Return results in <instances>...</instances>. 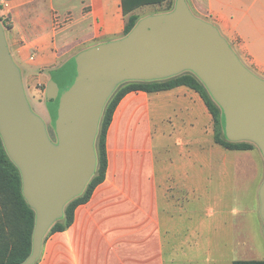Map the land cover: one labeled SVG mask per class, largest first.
I'll list each match as a JSON object with an SVG mask.
<instances>
[{"label": "crops", "instance_id": "crops-1", "mask_svg": "<svg viewBox=\"0 0 264 264\" xmlns=\"http://www.w3.org/2000/svg\"><path fill=\"white\" fill-rule=\"evenodd\" d=\"M123 1L0 2V20L10 24L7 47L34 112H49L47 86L77 55L125 36ZM185 2L194 16L217 29L244 67L264 80V0ZM135 9L130 13L137 14ZM210 121L202 98L187 86L126 93L107 129L103 181L74 209L66 229L46 232L36 264L264 260L263 242L255 255L250 240L236 243L235 235L240 177L246 188L251 183V161L241 156L251 150L210 147ZM210 148L238 157L210 159ZM205 200L214 206H197ZM252 211L264 237L260 212Z\"/></svg>", "mask_w": 264, "mask_h": 264}, {"label": "water", "instance_id": "water-1", "mask_svg": "<svg viewBox=\"0 0 264 264\" xmlns=\"http://www.w3.org/2000/svg\"><path fill=\"white\" fill-rule=\"evenodd\" d=\"M185 70L220 106L225 137L252 141L264 157V80L243 66L217 29L194 16L185 0H176L170 12L142 18L123 38L77 55L59 80L49 82L46 101L58 144L30 109L0 23V136L35 211L32 251L22 264L37 260L44 235L94 174L99 121L117 84ZM259 199L264 222V181Z\"/></svg>", "mask_w": 264, "mask_h": 264}, {"label": "trees", "instance_id": "trees-1", "mask_svg": "<svg viewBox=\"0 0 264 264\" xmlns=\"http://www.w3.org/2000/svg\"><path fill=\"white\" fill-rule=\"evenodd\" d=\"M161 0H124L126 16L124 34H128L138 22L139 16L130 13L137 5ZM10 27V24H6ZM187 86L202 98L213 120V140L230 150H248L252 144L246 141H230L223 136L221 108L213 99L204 83L193 72H182L175 76L156 80H133L120 83L107 100L99 121L96 135L97 165L94 174L81 194L64 206L62 216L49 228V233L63 231L73 221L74 209L88 201L94 188L103 181L107 167L106 133L113 112L121 98L130 91L155 92L177 86ZM23 182L18 166L10 159L0 136V264H22L32 251L35 226V211L23 195ZM36 264V261L33 263ZM232 264H264V260L236 259Z\"/></svg>", "mask_w": 264, "mask_h": 264}, {"label": "rangeland", "instance_id": "rangeland-1", "mask_svg": "<svg viewBox=\"0 0 264 264\" xmlns=\"http://www.w3.org/2000/svg\"><path fill=\"white\" fill-rule=\"evenodd\" d=\"M175 3H176V0H161L155 3H143L141 5H137L134 11L137 12L139 18H143L145 16H149L152 14L166 12L170 9L173 10L175 7ZM0 23H1V26L4 28V32H5V29L8 28L6 27V24H8L7 20H0ZM187 71L192 72L190 70H185L184 72H187ZM128 81H131V80H128ZM122 82H125V81H122ZM119 84H117V86ZM30 109L31 111L34 112L31 106H30ZM34 113L37 114L36 112ZM38 116L42 119L44 123L46 133L50 141L54 144H58V136H57L50 113L48 112V113H44ZM210 125H211L210 129H212L210 132V147H211L216 144L213 140L212 117H211ZM97 133H98V130H97ZM223 136L225 137L224 132H223ZM243 141L250 142L252 144V148L249 149L251 150V153L241 156V159L251 161L252 167H250L251 170H250V173L248 174L251 183L246 188L244 186V183L246 185V182H244V179L242 176L240 177L241 178L240 185H242V188H243V189L241 188V192H240L241 198L234 200V204H233L236 210V214H235V224L237 225L235 227L236 243H238V239H239V242L240 240H242L243 242H247V239H249L251 242L252 250L255 249V251L257 252L255 255H259L258 252H260L261 250L260 241L261 243L263 242L264 244V237L262 233L260 232L258 221H256L252 210L253 209L259 210L260 208L259 188L262 182L264 181V157L259 147L255 143L249 140H243ZM95 142H96V138H95ZM95 142H94V147L96 151ZM209 153H210V159H213V158L217 159V158H223V157L227 159V158H232V157H235V158L238 157V156H231L229 153H225V155L219 154L216 151H213L212 148H210ZM253 181H255L256 184H254ZM236 183L239 185L238 178H236ZM255 186H256V190H255ZM204 204L209 205L210 207L214 206L211 200L209 201L205 200V202L199 201L197 203V206L198 207L204 206Z\"/></svg>", "mask_w": 264, "mask_h": 264}, {"label": "built area", "instance_id": "built-area-1", "mask_svg": "<svg viewBox=\"0 0 264 264\" xmlns=\"http://www.w3.org/2000/svg\"><path fill=\"white\" fill-rule=\"evenodd\" d=\"M1 3L5 4L7 6L6 0H0Z\"/></svg>", "mask_w": 264, "mask_h": 264}]
</instances>
